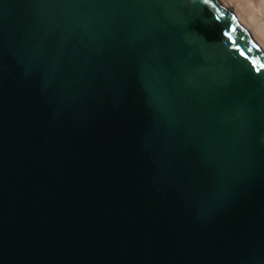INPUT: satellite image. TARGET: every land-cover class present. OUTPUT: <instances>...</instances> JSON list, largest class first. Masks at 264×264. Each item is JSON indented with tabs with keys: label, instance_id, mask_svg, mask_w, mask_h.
Returning <instances> with one entry per match:
<instances>
[{
	"label": "water",
	"instance_id": "1",
	"mask_svg": "<svg viewBox=\"0 0 264 264\" xmlns=\"http://www.w3.org/2000/svg\"><path fill=\"white\" fill-rule=\"evenodd\" d=\"M0 264H264V49L231 9L0 0Z\"/></svg>",
	"mask_w": 264,
	"mask_h": 264
},
{
	"label": "rangeland",
	"instance_id": "2",
	"mask_svg": "<svg viewBox=\"0 0 264 264\" xmlns=\"http://www.w3.org/2000/svg\"><path fill=\"white\" fill-rule=\"evenodd\" d=\"M248 1H251L252 3H255L256 5H258L260 2V0H248ZM220 2L225 7H228L229 9L233 11L239 23H241L243 27L245 28V30H247V33L250 34V36L257 43V45L261 46L264 49V35H262V32L257 30L256 27L251 23L249 18L246 17L245 12H243L242 10L243 8L241 5L243 4L241 0H220Z\"/></svg>",
	"mask_w": 264,
	"mask_h": 264
},
{
	"label": "bare ground",
	"instance_id": "3",
	"mask_svg": "<svg viewBox=\"0 0 264 264\" xmlns=\"http://www.w3.org/2000/svg\"><path fill=\"white\" fill-rule=\"evenodd\" d=\"M217 2H219L221 5H223L220 2V0H217ZM241 2L243 4V5H241L243 8L242 10H243V12H245L246 17H248L249 20L251 21V23L256 27V29L261 31L262 35H264V0H260L259 4L257 3L258 5H256L255 3H252L251 1H248V0H241ZM239 24H240L241 28L243 29V31L250 37L251 40H253V38L250 36V34L247 33V30H245L243 25L241 23H239ZM253 42L255 44H257L254 40H253Z\"/></svg>",
	"mask_w": 264,
	"mask_h": 264
},
{
	"label": "snow or ice",
	"instance_id": "4",
	"mask_svg": "<svg viewBox=\"0 0 264 264\" xmlns=\"http://www.w3.org/2000/svg\"><path fill=\"white\" fill-rule=\"evenodd\" d=\"M203 2H204L205 4H208V3H209V0H203ZM232 19L235 20V17L233 16ZM225 35H227V32L225 33Z\"/></svg>",
	"mask_w": 264,
	"mask_h": 264
}]
</instances>
